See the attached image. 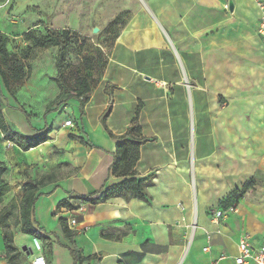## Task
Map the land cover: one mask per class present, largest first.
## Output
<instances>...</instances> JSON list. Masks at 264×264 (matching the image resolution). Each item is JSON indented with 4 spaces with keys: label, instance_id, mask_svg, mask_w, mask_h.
<instances>
[{
    "label": "crops",
    "instance_id": "0c3cea01",
    "mask_svg": "<svg viewBox=\"0 0 264 264\" xmlns=\"http://www.w3.org/2000/svg\"><path fill=\"white\" fill-rule=\"evenodd\" d=\"M111 3V20L121 10L132 13L112 36L104 86L86 96L83 110L78 101L77 123L66 120L74 128L63 120L51 129L48 121L36 124L21 110L13 117L18 109L3 108L12 131L35 137L50 130V140L23 151L0 132L1 163L22 165L41 180L53 173L48 164L57 152L76 170L55 176L56 182L39 192L33 220L52 240L47 263L75 264L68 249L73 247L83 259L77 264H210L222 254L236 256L244 235L261 245L264 198L248 195L239 214L223 218L222 225L214 222V213L210 217L246 178L264 173V38L258 34L256 4ZM131 127L141 130L137 177L153 178L146 188L150 204L130 194L96 206L82 202L81 197L121 182L110 171L117 139ZM62 201L70 207L59 208ZM71 219L77 224L69 240L62 221ZM11 229L14 244L32 264L36 238L22 234L20 226ZM208 235L211 251L205 252ZM40 242L44 251L47 243ZM0 264H8L1 228Z\"/></svg>",
    "mask_w": 264,
    "mask_h": 264
},
{
    "label": "rangeland",
    "instance_id": "374dc122",
    "mask_svg": "<svg viewBox=\"0 0 264 264\" xmlns=\"http://www.w3.org/2000/svg\"><path fill=\"white\" fill-rule=\"evenodd\" d=\"M21 1L23 0H0V33L8 38L7 48L10 53L22 56L26 49L30 48L29 60L25 62L28 77L19 83L9 80L7 85L0 77V107L18 109V111L14 110L13 117L17 114L22 115L23 112L36 124L41 122L45 124V121H48L51 129L57 128L63 120H72L77 123V104L79 103L77 100L52 104L60 94L54 81L57 76L56 59L59 49L56 47L36 48L32 42L27 41L25 34L32 30L34 36L45 37L48 29L70 30L74 33L75 40L69 48L64 64L65 85L71 93H75L81 88V82L85 79L92 91L105 84L110 50L107 28L118 17L125 22L127 15L132 12L126 9L121 10L111 20V0H25L26 3L20 5ZM97 3L98 7H96ZM95 28L99 29L96 34L94 33ZM82 99H86V96ZM71 131L67 132L70 137ZM48 165L56 177H64L76 172L68 159L57 152L51 164ZM30 170L32 173H39L33 166ZM28 177L31 176L22 165L17 164L9 168L5 164L4 166L0 164V184L9 185V190L0 205V212L8 208V212H4L3 217L7 218L11 228L16 227L20 220L19 206L25 193L24 183ZM249 178H246L245 182L236 188L242 189L250 180L253 181L251 189L243 200L233 203L234 205L227 209L219 202L213 209L228 211L225 215L228 220L233 215L239 214V206L248 195L253 196V199L264 198V173H258ZM233 206L237 207V212L229 211ZM213 209L210 211V217L216 212ZM36 216L38 218V212ZM219 223L222 225L224 220L220 219ZM23 255L24 258L19 264H28L25 254ZM44 256L46 261H52V248L48 245L45 247Z\"/></svg>",
    "mask_w": 264,
    "mask_h": 264
},
{
    "label": "trees",
    "instance_id": "16d2710c",
    "mask_svg": "<svg viewBox=\"0 0 264 264\" xmlns=\"http://www.w3.org/2000/svg\"><path fill=\"white\" fill-rule=\"evenodd\" d=\"M125 22L121 21L118 17L115 19L110 26L107 28L109 34V48L112 40V36L115 38L124 25ZM75 34L70 30L55 31L48 29L46 31L45 37H36L32 30L25 34L27 41L32 42L33 46L36 48H49L56 47L59 49V53L56 59L57 76L54 81L56 82L60 94L55 99L52 104L67 102L69 100H77L80 102V107H83L87 99H82L91 92V86L87 80L81 82V88L75 93H71L65 85V62L66 56L68 54L69 48L73 45L75 40ZM106 41V42H107ZM9 43L8 38L0 33V77L2 78L5 85L9 83V80L19 83L27 79L28 74L26 70L25 62L29 60V49L22 54V56L15 53H10L8 51L7 45ZM109 60V58H108ZM107 66V65H106ZM51 104V105H52ZM109 111H106L102 122L105 126L106 120L109 116ZM83 114V111H82ZM0 132L3 134L4 139L9 141L16 146H18L23 151H28L30 149L37 148L38 146L46 143L50 140L49 134L50 130L40 131L35 137H28L20 135L11 130L8 125L6 118L3 113V109L0 107ZM139 127L129 128L120 138H118L116 152L114 154V162L111 166L110 175L121 179V182L113 185H108L104 189L89 194L87 196L81 197L82 202L89 204L91 206H96L105 203L111 198H115L121 195L130 194L140 200H143L150 204V198L146 193V188L152 185L153 178H138L136 172V165L140 158V146L141 139ZM2 166L3 163L0 162ZM56 182V177L54 173L47 175L41 180H34L28 177L27 181L24 183L25 193L21 199L19 210H20V220L17 226H20V232L24 235L32 236L42 242L47 243L51 248L52 240L49 235L44 233L33 220V213L38 199L43 196L39 194L40 190L46 185ZM250 180L247 184L243 186L242 189H236L232 191L226 198L221 200V205L226 209L235 203L241 201L246 193L251 189ZM9 190V185L6 183L0 184V205L3 203V198ZM234 203V204H233ZM59 208H69L70 205L68 201H62ZM4 212H8V208H4L0 212V228L3 232V241L5 246V259L8 264H19L20 260L24 258V255L18 250L14 244V233L7 221V218L3 217ZM63 232L66 238L71 240L70 229L66 222L62 221ZM70 254L75 262V264L81 262L83 259L80 252L76 248L68 247ZM51 264V263H49Z\"/></svg>",
    "mask_w": 264,
    "mask_h": 264
},
{
    "label": "built area",
    "instance_id": "2783aa9c",
    "mask_svg": "<svg viewBox=\"0 0 264 264\" xmlns=\"http://www.w3.org/2000/svg\"><path fill=\"white\" fill-rule=\"evenodd\" d=\"M252 1L256 4L259 10L258 34L264 38V0H252ZM64 125L70 128L75 127L72 121H66ZM229 211L236 212L237 207L233 206ZM227 212L216 211L213 216L214 222L218 223L220 219L225 218ZM67 224L69 229L73 230L77 224V221L75 219H71ZM193 228H191L192 235L194 234ZM207 242L208 245L204 248V251L210 252L211 237L209 235L207 237ZM34 248L37 252V255L34 257L32 264H48L44 256L42 244L38 239H34ZM226 261H231L234 264H264V241L261 245H255L252 242L250 236L244 235L241 237L237 245L236 256L222 254L217 259L213 260L210 264H222L223 262Z\"/></svg>",
    "mask_w": 264,
    "mask_h": 264
},
{
    "label": "water",
    "instance_id": "95a60500",
    "mask_svg": "<svg viewBox=\"0 0 264 264\" xmlns=\"http://www.w3.org/2000/svg\"><path fill=\"white\" fill-rule=\"evenodd\" d=\"M229 9H230V11H233V3L232 2H230V4H229ZM98 29H94V33L96 34V33H98Z\"/></svg>",
    "mask_w": 264,
    "mask_h": 264
},
{
    "label": "bare ground",
    "instance_id": "6f19581e",
    "mask_svg": "<svg viewBox=\"0 0 264 264\" xmlns=\"http://www.w3.org/2000/svg\"><path fill=\"white\" fill-rule=\"evenodd\" d=\"M191 228H193L194 229V232H195V225L194 224L191 226ZM192 238H193V235H192Z\"/></svg>",
    "mask_w": 264,
    "mask_h": 264
}]
</instances>
